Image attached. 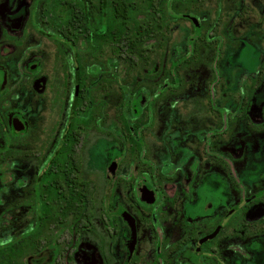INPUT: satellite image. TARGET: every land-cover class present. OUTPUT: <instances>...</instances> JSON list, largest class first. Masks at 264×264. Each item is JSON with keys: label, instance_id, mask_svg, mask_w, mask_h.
Listing matches in <instances>:
<instances>
[{"label": "flooded vegetation", "instance_id": "af4514ba", "mask_svg": "<svg viewBox=\"0 0 264 264\" xmlns=\"http://www.w3.org/2000/svg\"><path fill=\"white\" fill-rule=\"evenodd\" d=\"M0 264H264V0H0Z\"/></svg>", "mask_w": 264, "mask_h": 264}]
</instances>
